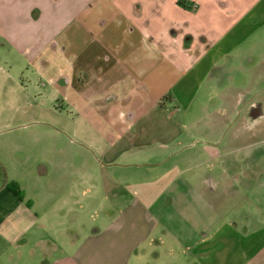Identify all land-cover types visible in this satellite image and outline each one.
Masks as SVG:
<instances>
[{
    "label": "crops",
    "instance_id": "0c3cea01",
    "mask_svg": "<svg viewBox=\"0 0 264 264\" xmlns=\"http://www.w3.org/2000/svg\"><path fill=\"white\" fill-rule=\"evenodd\" d=\"M0 34L51 88L19 105L31 113L18 125L25 137L2 143L0 264H264V219L252 228L223 221L201 180L184 175L197 163L230 172L242 150L217 141L176 150L174 129L170 141L157 139L169 125L163 106L182 108V121L196 102L206 107L200 92L225 60L244 59L251 77L232 90L251 92L254 72L264 78V0H0ZM223 98L264 116L254 100ZM64 105L73 115L66 133L39 120ZM239 156L243 172H264L262 160L248 165L260 157L253 151ZM130 166L149 171L137 179ZM12 169L35 174L36 195L8 188ZM61 180L62 204L46 203ZM51 210L69 211L70 222L55 228ZM85 210L97 213L88 226Z\"/></svg>",
    "mask_w": 264,
    "mask_h": 264
},
{
    "label": "rangeland",
    "instance_id": "374dc122",
    "mask_svg": "<svg viewBox=\"0 0 264 264\" xmlns=\"http://www.w3.org/2000/svg\"><path fill=\"white\" fill-rule=\"evenodd\" d=\"M246 62L244 59L238 60H225L223 67L219 68L216 74L212 75L206 84H204L203 90L200 94L206 102V107L201 106L199 103H195L189 111L186 120L182 121L180 116L185 115V111L182 108H173L172 103L167 102L166 106H163L162 112L165 115H169L170 119L166 128L168 130L162 135H159L158 140L162 142H168L173 139L172 130H177L181 134V139L178 140L179 144L171 146L173 149H178L179 145L182 147L191 146L189 148L209 146L214 141L219 142L218 145L222 148H239L242 151L236 153L232 157V170L230 172L221 171L218 167H209L208 164L203 166H197L199 163L192 166L191 170H184V175L196 176L201 180L198 184V188L202 195L213 196V199L218 201L217 212L218 216L223 217V221L238 223V225H245L247 227H254L258 222L256 219H264V172L257 170H250V172H243L245 165L239 160V155L248 151L260 156L259 158L249 157L248 165H251V161L262 160L264 163V116L255 117L251 111V105L243 103L239 107H228L225 106L227 102L223 98L224 95H238L241 96L244 101H252L258 104L264 114V78L252 76V80L256 81L251 86V92H240L238 89L232 90L229 86L238 85L244 87L245 81L251 79V77H244L246 74H250L246 71ZM25 58L19 54V52L10 45V42L0 34V150L3 149L5 143H15L16 140H22L26 134L18 125L22 121H26L31 113H24L19 111L18 107L22 102L27 100L31 91H41L46 97L51 95V88L46 80H42V77L38 75H32V71L35 70L33 67L28 69ZM259 74V73H257ZM213 86H217L212 89ZM226 86V89H221ZM225 100V101H224ZM262 105V106H261ZM186 113V114H187ZM72 116L66 106L57 109H49L43 113H40L39 120L51 121V123L60 129L62 133H66V125L72 120ZM227 117L224 122L221 117ZM63 135V134H62ZM61 140H60V138ZM150 137L146 138L147 140ZM5 142L4 144H2ZM64 135L58 136L57 144L65 146ZM150 142V140L148 141ZM147 142V143H148ZM171 143V142H169ZM173 144V143H171ZM180 148V149H181ZM58 152V151H57ZM55 152V153H57ZM60 154L59 152L57 153ZM56 154V155H57ZM143 155V154H141ZM143 156L135 158V160H143ZM134 158H130V162H133ZM237 159L238 163L234 161ZM253 159V160H252ZM145 161V160H144ZM174 161V158L171 162ZM213 162V161H211ZM171 163L166 164L165 167H169ZM212 165V164H211ZM195 167V168H194ZM148 167L137 168V166H130L129 172L139 178L145 177V174L149 169ZM194 168V170H192ZM164 169V168H163ZM162 169V170H163ZM242 169V171H240ZM157 170V169H156ZM196 173V174H195ZM0 175V180H2ZM10 180H16L20 183L22 189L26 190L27 196L36 195L37 189H35V174L26 172L23 169H12L11 174L7 176ZM213 178V180L211 179ZM209 179V180H208ZM3 182L0 181V184ZM67 184V183H66ZM64 180L59 181L57 185L59 190L54 189L52 197H48L51 203L52 200L58 199L56 204H62L60 199V188L64 187ZM214 185V186H213ZM87 185L86 187H88ZM212 186L215 188L214 192H211ZM44 194L40 195L42 200L45 199ZM103 198V199H102ZM102 199V207L109 206V200ZM110 199V198H109ZM69 205L73 204V200L70 199ZM109 208V207H108ZM219 208V209H218ZM216 209H214V212ZM106 213V212H104ZM57 214L63 217H58L53 210L48 213V220L54 222L56 228V220L61 221L63 224L70 222L71 215L69 217V211H59ZM66 214V215H65ZM96 212L85 210L81 214V219L84 225H91L96 221L94 218ZM103 215V213H100ZM46 216V217H47ZM250 218L249 220H247ZM80 219V218H79ZM103 217H101L102 220ZM244 219V220H243ZM45 220V217L42 218ZM52 234H57V231L51 229ZM67 234V232H65ZM65 234H63L65 236ZM75 233L68 236H72ZM62 235V234H61ZM24 264H38L37 256L24 257ZM18 262L17 264H19Z\"/></svg>",
    "mask_w": 264,
    "mask_h": 264
},
{
    "label": "trees",
    "instance_id": "16d2710c",
    "mask_svg": "<svg viewBox=\"0 0 264 264\" xmlns=\"http://www.w3.org/2000/svg\"><path fill=\"white\" fill-rule=\"evenodd\" d=\"M19 184L17 181H11L7 186L13 193L23 199L24 194Z\"/></svg>",
    "mask_w": 264,
    "mask_h": 264
},
{
    "label": "built area",
    "instance_id": "2783aa9c",
    "mask_svg": "<svg viewBox=\"0 0 264 264\" xmlns=\"http://www.w3.org/2000/svg\"><path fill=\"white\" fill-rule=\"evenodd\" d=\"M194 7H197V5H194Z\"/></svg>",
    "mask_w": 264,
    "mask_h": 264
},
{
    "label": "flooded vegetation",
    "instance_id": "af4514ba",
    "mask_svg": "<svg viewBox=\"0 0 264 264\" xmlns=\"http://www.w3.org/2000/svg\"><path fill=\"white\" fill-rule=\"evenodd\" d=\"M253 113H255L254 109H253Z\"/></svg>",
    "mask_w": 264,
    "mask_h": 264
}]
</instances>
